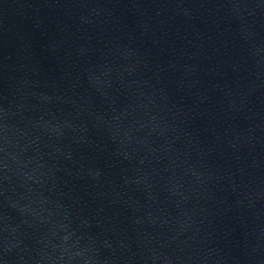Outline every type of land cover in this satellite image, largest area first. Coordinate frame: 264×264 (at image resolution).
<instances>
[{"label": "water", "instance_id": "obj_1", "mask_svg": "<svg viewBox=\"0 0 264 264\" xmlns=\"http://www.w3.org/2000/svg\"><path fill=\"white\" fill-rule=\"evenodd\" d=\"M0 264H264V0H0Z\"/></svg>", "mask_w": 264, "mask_h": 264}]
</instances>
